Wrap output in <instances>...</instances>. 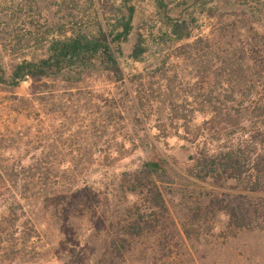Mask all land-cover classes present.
Segmentation results:
<instances>
[{
    "label": "trees",
    "instance_id": "1",
    "mask_svg": "<svg viewBox=\"0 0 264 264\" xmlns=\"http://www.w3.org/2000/svg\"><path fill=\"white\" fill-rule=\"evenodd\" d=\"M38 1L13 0L6 13L9 20L21 19L28 11L42 16ZM64 2L49 4L59 16L44 33L43 25L37 23L0 30L1 41L13 38L16 47L24 50L35 36L43 35L39 52L28 54L31 59L22 55L11 71L0 65V83L18 86L25 77L54 78L64 91L59 102L68 105L54 113L68 110L70 115L78 113L73 91H68L78 88L71 82L76 75H80L78 81L84 75L105 84L117 83L119 87L103 88L97 97V110L107 117L103 122L111 120L108 126H99L97 135L111 136L116 143L112 153L119 154L127 145L126 140L119 144L121 133L161 131L150 118H173L175 124L167 126L181 137L180 150L186 157V162L175 161L191 188L172 180L167 158L154 151L151 159L115 175L106 191L87 180L80 184L75 172L69 182L60 180L65 172L53 174L57 186L52 189L20 186L15 184L14 171L2 166L0 254L12 253L14 258L8 263L0 259V264H17L24 252L34 249L35 240H46L63 264H264V57L257 55L259 35L253 33L247 14L232 10L230 19L221 22L210 38L192 37L189 22L178 16L172 35L186 43L167 59L155 61L154 71L145 69L137 80L128 81L117 54L133 32L135 4L120 0L119 17L110 31L99 20L98 6L95 28L64 30L81 17L77 8L63 13ZM160 2L166 5L165 0ZM141 38L131 50L135 60L147 51ZM200 45L212 51V57L204 61L210 70L205 77L188 56ZM198 83L200 87H195ZM38 99L34 94L14 97L13 111ZM94 132L89 128V134ZM84 144L88 154L96 146H112L91 139ZM71 150L64 161L59 154L60 160H55L64 169L77 161L78 149ZM49 173L34 180L43 181ZM167 185L181 189L166 192Z\"/></svg>",
    "mask_w": 264,
    "mask_h": 264
},
{
    "label": "rangeland",
    "instance_id": "2",
    "mask_svg": "<svg viewBox=\"0 0 264 264\" xmlns=\"http://www.w3.org/2000/svg\"><path fill=\"white\" fill-rule=\"evenodd\" d=\"M59 1H65L63 7H67L63 13H68L77 8L81 16L79 20L76 19L71 24L65 25L64 30L80 26L83 28L87 26V28H95L94 23L97 22L96 14L94 13L95 6L99 8V20L105 26L108 25V31L113 29L112 24L119 17V11L116 10V6L120 0ZM38 2L43 10L42 16H38L36 11L35 13L28 11L21 19L14 18L9 20L10 16L6 13L10 12L13 0H0L2 17L0 19V30H4L6 27H9V31L16 28H26V26H30V23H37L43 25L41 29L44 33L48 24L57 19L59 15L56 13L57 8L51 9L49 7L52 0H39ZM165 2L166 5L162 7L160 0H130V4H135L136 8L133 20L134 28L132 34L123 44L122 53L117 54L124 76L128 81L137 80L139 75H141L140 72L145 69H153L154 71L155 67L153 64L155 61L158 59L162 60V58L167 59L168 55H172L178 46L186 43V40L175 41L176 37L172 35V27L176 23L175 20H177L178 16L181 19H187L190 24L189 32L192 37L210 38L221 22L230 19L232 10L239 13L245 12L247 14L246 17L250 18V22H252L250 27L253 28V33L255 34L256 32L259 35V37L257 36V41L259 42L260 51L257 55L264 57V0H165ZM170 6H173L172 10H170ZM211 11L215 12L214 15H211ZM169 16L172 19H169ZM140 37H142V45L147 48V51L139 60H135L131 57V50ZM42 38L43 35L41 37L35 36L27 50H24V48L18 49L16 47L18 44L13 41V38L8 39L5 37L6 41L0 40V65L5 70L11 71L13 65L23 60L22 55H27L26 58L31 59L28 54L39 52L38 49L42 46L40 43ZM210 52L212 51L204 45H200L188 53L190 61L194 62V64H199L197 72L200 76L205 77L210 72L208 67H204L206 65L204 61L212 57ZM174 59L172 57V60ZM168 68L170 66L166 67V69ZM165 71L163 70V73ZM76 77L79 78L80 75H76ZM76 77L71 82L78 88L68 91H73L75 99L73 104L77 106V115H70L71 113L68 110L54 113V110H64L68 106L63 101L59 102L60 98H64L59 96L64 94L62 93L64 91L60 90L62 83L54 80V78L37 81L36 79L25 77L19 81L18 86L0 83V170H2V166H8L5 171H14L16 185L30 184L45 186L48 189L57 186V180L54 181L55 177L53 174L65 172L60 180L69 182L72 178L71 174L75 172L80 176L78 181L80 184H84V181L87 180L92 182L96 188L106 191L113 186L115 175L135 167L141 163V160L151 159L154 151L167 158L172 180L179 185L183 183L191 188V184L185 176L186 174L175 161L177 160L179 164L186 162V157L180 150L181 141L179 138L181 137H176V129L167 126L175 124L173 118L168 116L150 118L149 122L152 126H160L162 128L161 131L121 133L118 142L121 144V141L126 140L127 145L120 149L119 154H113L112 148L116 143L111 140L112 137L104 136L101 132L100 135H97L99 126H108L109 122H111V120L108 121L109 119H107V123L103 122L107 117L98 112L97 106L99 105L97 104L99 101H97V97L102 93L100 91L103 88L114 90L119 85L117 83L105 84L102 79H96V77L88 79V77L83 75L80 81ZM195 87H200V83ZM120 90L121 88L117 89V91ZM33 94L39 98L38 101H35L34 104L32 102V105H28L27 108L19 106V111H13L16 105L12 106L11 99L13 100L14 97H27ZM106 95H104V98H107ZM84 99L88 101V104ZM86 104L89 106H87L88 108L84 106ZM82 106L85 107V111L80 112V107ZM192 106L196 107L195 102H192ZM187 109L192 110V107L188 106ZM45 112H47V115ZM165 126L168 128H165ZM89 128L95 129L94 136L89 134ZM87 131L88 136H84ZM90 139L93 142L98 140L100 144L107 142V144H112V146L107 145L104 149H101L99 145L88 154L90 150H87L84 142ZM130 141L135 142L130 143ZM71 147L75 150L78 149L75 152L77 153V156H75L77 161L75 166L70 169H64V166L59 165L55 160L57 158L58 160L61 159V162L64 161V157L73 153ZM12 164H15V167ZM48 172L52 176H47L48 174H46V176H43V181L34 180L39 175H43L42 173ZM24 179H29L31 183L24 181ZM1 185L2 183H0ZM177 187L179 186L177 185ZM177 187L167 185L166 192H169L170 188L175 189ZM173 193L174 196L176 190H173ZM168 198H170V195H168ZM80 238H83V236H80ZM35 242L36 246L34 249L24 252L23 256L17 260V264H63L56 257L52 247L46 243V240H35ZM13 258L14 255L12 253L7 256L0 254V259L7 263Z\"/></svg>",
    "mask_w": 264,
    "mask_h": 264
}]
</instances>
